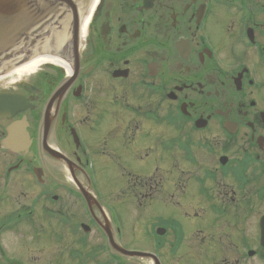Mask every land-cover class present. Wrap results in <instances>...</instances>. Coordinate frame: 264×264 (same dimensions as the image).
Returning <instances> with one entry per match:
<instances>
[{
  "label": "flooded vegetation",
  "instance_id": "flooded-vegetation-1",
  "mask_svg": "<svg viewBox=\"0 0 264 264\" xmlns=\"http://www.w3.org/2000/svg\"><path fill=\"white\" fill-rule=\"evenodd\" d=\"M78 30L0 80V264H141L89 184L155 264H264V0H90Z\"/></svg>",
  "mask_w": 264,
  "mask_h": 264
},
{
  "label": "water",
  "instance_id": "water-1",
  "mask_svg": "<svg viewBox=\"0 0 264 264\" xmlns=\"http://www.w3.org/2000/svg\"><path fill=\"white\" fill-rule=\"evenodd\" d=\"M81 0H0V70L17 58L21 47L43 46L52 28L70 17ZM130 257H145L125 252Z\"/></svg>",
  "mask_w": 264,
  "mask_h": 264
},
{
  "label": "rangeland",
  "instance_id": "rangeland-1",
  "mask_svg": "<svg viewBox=\"0 0 264 264\" xmlns=\"http://www.w3.org/2000/svg\"><path fill=\"white\" fill-rule=\"evenodd\" d=\"M128 206L130 207V210H132L133 211V214L135 213V209H134V205L131 203V202H129L128 203ZM136 208V207H135ZM119 216V215H118ZM134 216V215H133ZM132 215H130L129 214V216L127 217V218H131V217H133ZM136 217H137V215H135ZM143 217L142 218H144L143 220L144 221H146V223H147V221L149 220V218H152V215H142ZM119 219H120V221H122V220H124V217H122V216H119ZM123 222V221H122ZM135 227H136V229H135V231H137V232H139L140 234H142L143 233V231H142V228H141V224H139L138 226H136L135 225ZM125 232H127V230H124ZM136 234H134V233H130V232H127L126 234H125V236L127 237V239L129 240L131 237H133V236H135ZM143 235V234H142ZM126 246L128 247V248H132V249H143V247H144V244L143 243H141V242H139V241H136V242H131V243H127L126 244ZM36 255H38V254H36ZM40 259H41V257H40ZM185 264H200L199 262H198V260L195 258H193V259H191V260H189L188 261V263H185Z\"/></svg>",
  "mask_w": 264,
  "mask_h": 264
},
{
  "label": "bare ground",
  "instance_id": "bare-ground-1",
  "mask_svg": "<svg viewBox=\"0 0 264 264\" xmlns=\"http://www.w3.org/2000/svg\"><path fill=\"white\" fill-rule=\"evenodd\" d=\"M42 60L43 61H47V62H50L51 61V59H43V58H41V60L40 59H36V60H33L32 62L24 65L23 67H20V68H18L16 70L12 71V72L17 77H19L20 75L22 76L25 73H30L31 71L33 72L34 68L37 67L38 64H40L41 62H43Z\"/></svg>",
  "mask_w": 264,
  "mask_h": 264
}]
</instances>
